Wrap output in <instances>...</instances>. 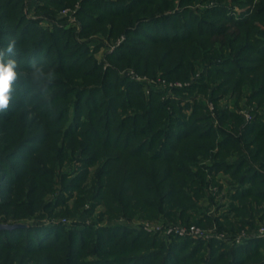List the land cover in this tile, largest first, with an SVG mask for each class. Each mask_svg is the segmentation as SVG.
<instances>
[{
    "label": "rangeland",
    "instance_id": "rangeland-1",
    "mask_svg": "<svg viewBox=\"0 0 264 264\" xmlns=\"http://www.w3.org/2000/svg\"><path fill=\"white\" fill-rule=\"evenodd\" d=\"M12 38L0 264H264V201L248 195L264 188V156L245 147L244 160L240 150L215 166L222 131L242 145L245 126L264 122V0H0V49ZM33 60L52 83L31 84ZM170 116L180 131L201 121L219 134L171 178L193 204L167 214L150 194L148 208L117 205L140 179L129 171L151 168L130 147L175 130Z\"/></svg>",
    "mask_w": 264,
    "mask_h": 264
},
{
    "label": "trees",
    "instance_id": "trees-1",
    "mask_svg": "<svg viewBox=\"0 0 264 264\" xmlns=\"http://www.w3.org/2000/svg\"><path fill=\"white\" fill-rule=\"evenodd\" d=\"M255 97H260V94L256 93ZM260 103L264 104L263 99H260ZM150 108L154 109V107L151 106ZM222 114L223 115H221L220 119L226 117L225 111ZM204 116L205 115L203 113H195V119H205L206 117ZM173 118L174 117L171 118L170 116L169 122H167V124L170 127L177 122V127L173 126V129H175L173 131H170V128H167V130L164 129L163 132L160 133V136L164 134L165 139L160 140V143H156L160 136L157 137V135H153V133L151 140L149 139V141L145 138V141H140L138 144L132 145V147H130L131 145L128 144V147H130V157L132 158H136L139 155L141 156V153H145V151H147L149 164L151 166V168L148 170L152 171L153 175L145 174L146 172L150 174L147 170H141V173L140 171H138V169H131L132 174L129 171V174L126 176L128 177L131 175L133 177L136 175H140L139 178L141 180L137 179L138 183L136 188L130 187L127 189V191H124L125 189H121L119 191L118 196L120 195V197H124V199L122 200L118 198L119 202L117 205L125 208H130L132 206H135L133 205L134 200L138 201V199H141L142 205L145 208H148L151 206L152 201H150V199H146V196H149L150 194H153L159 200V204L157 203V205H159V207L161 206V208L159 209L160 211L164 210L163 205L165 204V202L167 205L171 206L167 209V214H171V211L173 210L172 208L174 207L180 208L179 210H181L182 213H186L187 206L185 204H189V202H192L191 204H193V197L189 194H186L184 191V186L181 185L182 180H171V178H174L175 174L180 171L181 161L183 162L187 159L186 162H193L196 155L200 152H203V154L207 153V155H209L210 152L208 154V149L211 147L209 146V144H215V140L217 136H219V134L216 131H213V128L209 125H206V123H200L201 121H197L198 123H193L192 131H180L182 125L185 124ZM236 119L238 121L240 118L236 117ZM152 123L153 122H149V125ZM159 124L162 125L165 123L160 122ZM209 124L212 123L210 122ZM141 134L145 135L146 133L141 132L140 135ZM233 136L234 135H232L230 132L222 131L220 133V151L218 152V155L221 159L219 160L217 156L215 157V166L217 168L226 163L225 160L227 155H231V152L235 153L236 151L240 150L243 154L245 152V147L251 150V155L254 158L264 156V122L261 121V119L258 118L252 124L245 126L244 132L242 133L244 144L239 145L238 141L237 143L232 142ZM199 140H205L206 142L208 141V145H206L207 143H200ZM156 144H158V146H156ZM145 148H147L148 150H146ZM201 148H203V151H201ZM189 150H194L195 152L191 154ZM243 156L244 157L242 158L244 160L246 154L244 153ZM228 166L229 163L226 165V167ZM159 169L161 171L163 170L162 175L161 172H159ZM254 172L256 173V170ZM233 175L237 177L238 172L236 171V174ZM241 179L245 180L247 179V176L243 174ZM260 183L261 180L259 182V185L255 187H261ZM165 185L168 189L160 197L159 188H162ZM175 185H178L179 187H175ZM192 190L197 192L196 187H192ZM249 192L250 193L246 191V194H243L245 195L243 196V198L250 195L253 196L252 198H255L257 201H264L263 187L261 189H256L255 191ZM166 195L169 196L168 199L165 198ZM157 205H155L154 203V206Z\"/></svg>",
    "mask_w": 264,
    "mask_h": 264
},
{
    "label": "clouds",
    "instance_id": "clouds-1",
    "mask_svg": "<svg viewBox=\"0 0 264 264\" xmlns=\"http://www.w3.org/2000/svg\"><path fill=\"white\" fill-rule=\"evenodd\" d=\"M15 55L16 40L12 38L0 49V112H7L9 109L15 91L14 85L20 79V73L17 71L19 64ZM29 76L31 84L37 88L52 83L56 78L54 70L45 72L44 66H37L35 60L31 63ZM47 96H50V93L46 94V98Z\"/></svg>",
    "mask_w": 264,
    "mask_h": 264
},
{
    "label": "built area",
    "instance_id": "built-area-1",
    "mask_svg": "<svg viewBox=\"0 0 264 264\" xmlns=\"http://www.w3.org/2000/svg\"><path fill=\"white\" fill-rule=\"evenodd\" d=\"M178 231L179 232H182V233H192V232H199L200 229L198 227H195V226H192V227H189V228H178ZM258 233H260L261 235H264V227H261L258 231Z\"/></svg>",
    "mask_w": 264,
    "mask_h": 264
},
{
    "label": "water",
    "instance_id": "water-1",
    "mask_svg": "<svg viewBox=\"0 0 264 264\" xmlns=\"http://www.w3.org/2000/svg\"><path fill=\"white\" fill-rule=\"evenodd\" d=\"M4 226L0 225V228H3Z\"/></svg>",
    "mask_w": 264,
    "mask_h": 264
}]
</instances>
